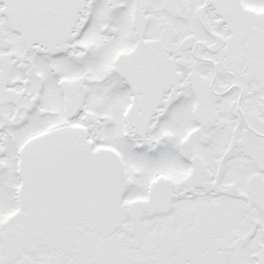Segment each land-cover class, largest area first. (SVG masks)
Wrapping results in <instances>:
<instances>
[{
	"label": "snow or ice",
	"instance_id": "1",
	"mask_svg": "<svg viewBox=\"0 0 264 264\" xmlns=\"http://www.w3.org/2000/svg\"><path fill=\"white\" fill-rule=\"evenodd\" d=\"M0 264H264V0H0Z\"/></svg>",
	"mask_w": 264,
	"mask_h": 264
}]
</instances>
